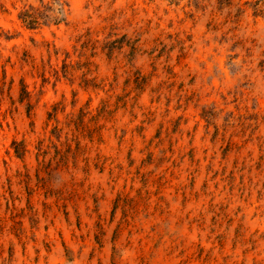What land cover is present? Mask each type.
<instances>
[{
    "label": "rangeland",
    "instance_id": "obj_1",
    "mask_svg": "<svg viewBox=\"0 0 264 264\" xmlns=\"http://www.w3.org/2000/svg\"><path fill=\"white\" fill-rule=\"evenodd\" d=\"M0 264H264V0H0Z\"/></svg>",
    "mask_w": 264,
    "mask_h": 264
}]
</instances>
